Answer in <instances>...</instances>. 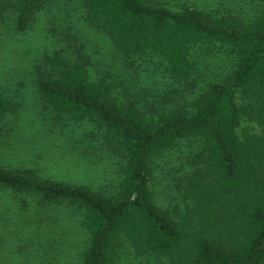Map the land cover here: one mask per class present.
Segmentation results:
<instances>
[{"label":"trees","instance_id":"trees-1","mask_svg":"<svg viewBox=\"0 0 264 264\" xmlns=\"http://www.w3.org/2000/svg\"><path fill=\"white\" fill-rule=\"evenodd\" d=\"M44 1H6L16 33L30 28ZM229 4L218 16L188 3L82 0L83 20L111 44L115 63L94 70L79 51L74 59L46 53L33 64L53 126L89 124L91 137L122 162L108 194L0 164V194L21 209L81 213L88 238L79 264H119L121 243L164 264H264V0ZM210 46L229 51V71L196 86L194 54ZM136 63L170 81L152 96L160 106L137 91L144 83L125 68ZM13 110L0 92V124ZM185 145L199 164L185 178V209L160 207L155 166Z\"/></svg>","mask_w":264,"mask_h":264},{"label":"rangeland","instance_id":"rangeland-1","mask_svg":"<svg viewBox=\"0 0 264 264\" xmlns=\"http://www.w3.org/2000/svg\"><path fill=\"white\" fill-rule=\"evenodd\" d=\"M6 1L0 0V92L14 110L0 124V164L108 194L122 168L121 159L112 156L100 138L91 137L93 128L87 123L55 128L50 110L36 93L30 70L46 53L60 52L74 59L79 51L90 57L96 70L115 63V50L101 32L83 20L82 0H45L34 13L30 28L20 34L14 31ZM151 1L173 8L188 3L218 16L228 15L224 8L231 2ZM193 59L197 68L194 81L200 86L224 76L232 56L226 49L210 46L197 48ZM125 68L139 74L144 85L136 89L148 95L149 106H160L154 97L169 88L170 81L149 63L126 64ZM185 94L187 98L188 91ZM141 106L145 112L146 104ZM189 151L187 145L180 146L156 164L152 189L160 207L179 206L184 211L185 178L199 168ZM33 209H21L0 194V264H79L88 238L81 213L68 207ZM120 246L119 264H164L136 257L125 243Z\"/></svg>","mask_w":264,"mask_h":264}]
</instances>
